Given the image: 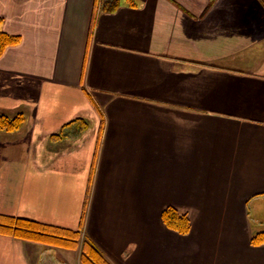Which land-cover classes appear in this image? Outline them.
Returning a JSON list of instances; mask_svg holds the SVG:
<instances>
[{
    "label": "crops",
    "instance_id": "crops-1",
    "mask_svg": "<svg viewBox=\"0 0 264 264\" xmlns=\"http://www.w3.org/2000/svg\"><path fill=\"white\" fill-rule=\"evenodd\" d=\"M129 1L0 0L20 37L0 113L26 117L0 131V213L81 232L0 234V264H82L87 241L110 264H264V0Z\"/></svg>",
    "mask_w": 264,
    "mask_h": 264
},
{
    "label": "trees",
    "instance_id": "trees-1",
    "mask_svg": "<svg viewBox=\"0 0 264 264\" xmlns=\"http://www.w3.org/2000/svg\"><path fill=\"white\" fill-rule=\"evenodd\" d=\"M101 11L115 12L121 7V0H97ZM133 5V0L129 1ZM1 23V19H0ZM20 37L14 34L4 32L0 28V56L13 44H18ZM26 120L24 113H16L14 116L6 113H0V131H14L21 129ZM81 118L75 119L67 124L60 132L53 133L54 139H62L65 136L66 128L77 124ZM163 223L171 230L180 234H187L192 230L191 216L188 212H181L176 207L171 206L162 212ZM0 234L11 235L16 238L33 240L45 243L51 246L62 248L77 249L80 242V230L64 228L57 225H51L34 219H28L21 216L0 213ZM252 245H264V231H260L251 238ZM82 264H110L97 248L89 241L84 242L82 247Z\"/></svg>",
    "mask_w": 264,
    "mask_h": 264
},
{
    "label": "rangeland",
    "instance_id": "rangeland-1",
    "mask_svg": "<svg viewBox=\"0 0 264 264\" xmlns=\"http://www.w3.org/2000/svg\"><path fill=\"white\" fill-rule=\"evenodd\" d=\"M259 214V213H258ZM260 215V214H259ZM260 225H264V222L262 223V222H260L259 223ZM189 243H188V241H185V242H181V244H180V248L182 249V253L183 252H186V247H187V245H188Z\"/></svg>",
    "mask_w": 264,
    "mask_h": 264
}]
</instances>
